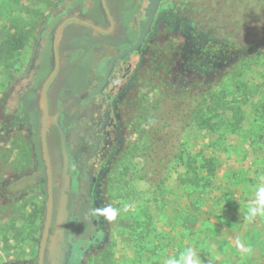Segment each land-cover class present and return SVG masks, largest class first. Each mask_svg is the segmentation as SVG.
Returning a JSON list of instances; mask_svg holds the SVG:
<instances>
[{
	"label": "rangeland",
	"instance_id": "374dc122",
	"mask_svg": "<svg viewBox=\"0 0 264 264\" xmlns=\"http://www.w3.org/2000/svg\"><path fill=\"white\" fill-rule=\"evenodd\" d=\"M96 1L62 0L55 7L57 0H0V41L12 32L11 20L17 24L21 18V31L31 29L20 51L12 57L0 55V100L12 78L31 74L38 64V8L46 12L55 7L52 13L59 16L49 33L52 40L61 20L79 16L81 3L84 12ZM129 12L126 32L117 24L109 36L115 47L135 41L141 45L138 17ZM262 39L264 0H164L140 52L130 56L126 85L117 82L108 88L116 115L115 149L107 157L90 158L91 173L97 176L92 190L78 179L79 191L72 193L65 172L77 168V140L58 150L48 132L55 120L48 116L54 209L43 264H165L169 258L180 259L187 249L195 251L200 264H264V216L249 218L248 213L264 177ZM254 43L259 46L250 50ZM116 54L118 48L94 49L92 63ZM62 59L47 92L48 103L65 68ZM43 81L27 89L38 111L36 146L43 174L16 175L34 165L29 130L35 137V127L21 110L23 96L13 105L18 122L0 135V264H32L37 259L46 211L39 141ZM89 82L95 84L93 77ZM23 85L21 81L18 86ZM70 94L61 93L66 107ZM83 134L79 138L87 140ZM206 159L215 167L212 186L203 195L189 193L190 187L195 190L188 183L193 169ZM160 179L165 182L156 188ZM70 200L87 227L73 240L67 233L63 237ZM108 207L117 210L113 221L101 211Z\"/></svg>",
	"mask_w": 264,
	"mask_h": 264
},
{
	"label": "flooded vegetation",
	"instance_id": "af4514ba",
	"mask_svg": "<svg viewBox=\"0 0 264 264\" xmlns=\"http://www.w3.org/2000/svg\"><path fill=\"white\" fill-rule=\"evenodd\" d=\"M127 1L128 0H105L109 14L113 21V30L110 33H99L87 27L98 34L96 37L91 35L89 32H80L72 27H68L67 25L63 29L59 39V60L60 58H63L62 60L64 62L65 68L61 73L59 80L57 81L56 89L54 91V98L51 103H48L47 97L48 116H53L55 120V122H53L49 127L50 130L48 132L49 134L51 133L53 141L58 150L67 147L66 143H68L69 147L72 144H69L71 140L76 139L77 144L80 141L78 146H76V149L78 150V162L76 164L77 168L65 172L73 194H76L79 191V182L82 181L81 172L84 169L95 178L93 183L85 182L90 188H92L97 181V176L91 173L89 166L90 158L99 157V155L102 157H107L110 154V150L115 149L116 138L114 137V139H112V136L116 135V115L111 108V99L113 97L108 92V88L117 86V82H123L124 86L126 85V82L129 79L128 74L131 70V63L129 62L130 56L132 54L139 53L143 45V43H141V45L136 50L123 55V53H125V51L132 47V45H134L137 41L129 46L125 45L123 47H118L119 45H117V47H115L112 45L113 41L109 38V36L114 31L115 25L117 26V24L121 28L122 32H126L129 23V11L132 10L133 12L131 15L138 17L136 33L137 38H139L148 24L149 17L151 16V5L157 2L159 5L151 16L152 20L149 25L150 31L144 37L145 40L148 34L151 32V25L154 21L155 14L160 4L164 0ZM82 11L83 5L81 3L79 7V16L76 17H84L85 20L93 23L95 26L100 27L101 29L109 28V21L101 7L99 0L97 9L92 6L91 8L86 9L84 12ZM131 33L133 32L128 30L126 34L130 36ZM117 41L119 42V39ZM101 48H118V54H116L114 57L110 56L96 64H93V50H99ZM121 55H123V57L119 58ZM52 68L53 56L51 69ZM73 77L75 78V82H73L74 84L68 86L67 83L69 79H71L72 83ZM92 77L95 84L89 82L90 78ZM50 85L51 83L47 88V92L50 89ZM63 89L67 92H70V95H72V101L70 102L71 105H68L69 107H66L63 100L61 99V93L64 91ZM95 98H98L99 102L94 101ZM80 120H83L82 125L79 123ZM73 130L75 131L74 133L72 132ZM83 133L88 134L87 140L82 137L79 138L80 134L84 136ZM64 137H66L67 140L64 141ZM94 140L96 142H94ZM92 141L95 145V155L92 156V153L89 152L86 158H81L82 153L80 150L84 151L83 147H85L87 144L91 147L90 142L92 143ZM97 172H100V168ZM52 173L54 175L53 170ZM78 179H80V181ZM72 205L73 207L71 208ZM74 207L75 204H72V201L70 200L68 205L70 210L67 212V217L65 220L66 225L63 230V237L65 238V234L67 233V237L71 238L72 240L79 231L85 230L87 228L86 221L82 220L76 211L74 212ZM71 249L72 248L67 249L66 252H70ZM67 256L69 258V255Z\"/></svg>",
	"mask_w": 264,
	"mask_h": 264
},
{
	"label": "trees",
	"instance_id": "16d2710c",
	"mask_svg": "<svg viewBox=\"0 0 264 264\" xmlns=\"http://www.w3.org/2000/svg\"><path fill=\"white\" fill-rule=\"evenodd\" d=\"M60 3H62V0H57L55 7H58ZM97 6H98V3L96 1V4H94L93 7L97 9ZM55 7L53 9L49 8L48 11L45 12V8L41 6L38 8V13H36L38 14V17L40 18V23L38 27L36 28L37 32L35 36L34 35L32 36H34L36 40L39 38L42 39V41L40 42L37 41L35 44L36 48L34 50V56L38 63L36 68H34V70L30 72L28 71L31 74H24V75L21 74L19 77L17 76V77L12 78L11 81L7 84V86L3 88L2 94H1L0 135L4 129L12 128L14 127L15 123L18 122V113H17V110H13V107H14L13 105L18 102L19 96L24 97L21 101L22 112L28 115L30 117V120L33 121L31 125L29 126L32 127V124H33L35 127L34 128L35 137L32 136L33 135L31 134L32 131L29 130V133L31 135L29 137V145L32 146V150H33L32 160L34 162V165L29 170L23 169L19 173L16 172L17 173L16 175L19 176V179L32 175V174L36 176H40L41 174H43V170H44L43 164L40 161L39 156H38L37 150L39 149H37V146H36L37 141H38L36 137L37 132H38V126L36 125L37 119H38V111L36 109V104L34 102V94L27 89H29L30 87L34 88L39 81H43L51 69L52 63L50 59L52 56V52H51V41L52 40L49 37V33L54 28L58 20V17H59L58 15L55 16V14L52 13ZM21 20L23 21V19L21 18L17 19V24L21 22ZM10 23H11L12 32L7 36L5 40H3L0 43V55L12 57L14 53H17L23 48V45L26 42V39L31 29L21 31V28L18 27L16 22L14 24L13 20H11ZM72 28L80 32H87L84 27H72ZM263 42H264V39H262L259 44H262ZM259 44L257 43L252 44L250 46V50H255L259 46ZM74 80L75 78L73 77L72 85L74 84L73 82H75ZM21 81L24 82V85L19 87L18 85L21 83ZM17 88L18 90L15 93L14 91ZM79 143L80 141L78 142V144ZM90 144H91V147L88 144L85 147H83L84 148V151L82 150L83 152L80 150V152L82 153L81 156H84V158L88 156L89 152L92 153V156H94L96 153L94 149L95 145L92 144L91 142ZM164 168L166 169L168 168V166L164 165ZM197 169L199 170L198 172H197ZM197 169H193L194 175L193 177L189 178L188 183L191 184L192 187H194L195 189L193 191V189H191L190 187L189 193L203 195L202 190H204V193H205V188H208V187L211 188L212 186V178L214 177V174H215V167L212 165L210 159H206L200 166H198ZM164 182H165V179L158 180V183L156 184V188H159L160 185L163 184ZM92 188L90 189L92 190ZM75 210H76V206L74 207V212ZM32 264H37V259H35L32 262Z\"/></svg>",
	"mask_w": 264,
	"mask_h": 264
},
{
	"label": "water",
	"instance_id": "95a60500",
	"mask_svg": "<svg viewBox=\"0 0 264 264\" xmlns=\"http://www.w3.org/2000/svg\"><path fill=\"white\" fill-rule=\"evenodd\" d=\"M102 9L104 10L107 19L109 21V28L108 29H101L100 27L95 26L93 23L80 18L76 16H69L61 20L58 25L56 26L53 37H52V43H51V52L53 56V68L47 75V77L44 79L42 85H41V101H42V108H41V116L39 120V141L41 146V152H42V159L45 167V188H46V211H45V218H44V224L42 229V234L40 238L39 248H38V254H37V264H43L44 258H45V250L47 246V241L50 235V227L52 224V217H53V209H54V194H53V173L51 170L50 165V159L48 155L47 150V142H46V134H47V118H48V106H47V88L49 84L54 79L58 68H59V55H58V43L59 39L61 37L63 29L71 24L76 23L85 27H89L92 30L99 32V33H110L113 30V21L109 14V10L107 8L105 0H99ZM158 3H154L151 5V13L150 15L156 11L158 7ZM151 16L148 19V24L146 25L145 29L140 35L139 41L142 43L144 40V37L147 35V33L150 31V22L152 20ZM139 47L138 43H136L134 46L130 47L123 53V55L130 53L134 50H136ZM123 55L119 56V58L123 57ZM81 180L83 182L87 183H93L95 181V178L91 176L85 169L81 172Z\"/></svg>",
	"mask_w": 264,
	"mask_h": 264
},
{
	"label": "clouds",
	"instance_id": "9594fccd",
	"mask_svg": "<svg viewBox=\"0 0 264 264\" xmlns=\"http://www.w3.org/2000/svg\"><path fill=\"white\" fill-rule=\"evenodd\" d=\"M101 211L108 221L116 219V209L108 207ZM248 213L249 218H254L258 215L264 216V177L260 178L255 199L248 206ZM165 264H200V260L193 249H187L185 253L181 254L180 259L169 258L165 261Z\"/></svg>",
	"mask_w": 264,
	"mask_h": 264
},
{
	"label": "crops",
	"instance_id": "0c3cea01",
	"mask_svg": "<svg viewBox=\"0 0 264 264\" xmlns=\"http://www.w3.org/2000/svg\"><path fill=\"white\" fill-rule=\"evenodd\" d=\"M4 39H2L1 41H0V43L3 41Z\"/></svg>",
	"mask_w": 264,
	"mask_h": 264
}]
</instances>
